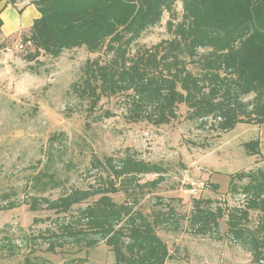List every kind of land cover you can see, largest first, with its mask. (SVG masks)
<instances>
[{"label":"trees","instance_id":"trees-1","mask_svg":"<svg viewBox=\"0 0 264 264\" xmlns=\"http://www.w3.org/2000/svg\"><path fill=\"white\" fill-rule=\"evenodd\" d=\"M15 5L24 0H0ZM181 2L183 14L176 15ZM40 16L34 19L24 43L34 52L29 61L47 54L85 47L90 53L107 52V60H88L73 92L96 108L104 97L121 96L129 122L155 126L178 119L179 107L200 129L225 133L238 123L264 124V0H28ZM165 12L170 39L139 47L133 44L148 29L159 25ZM0 19V25H1ZM1 33V29H0ZM253 94V97L246 99ZM112 116V115H109ZM261 142L244 143L251 156L261 155ZM94 168L102 184L75 188L52 199L30 195L32 211L42 208L66 213L60 231L44 238L50 250L71 239L88 247L104 241L116 264H166L175 258L161 231L181 229L174 209H138L136 202L118 203L112 197L136 185L155 187L160 178L141 183L148 174L162 175L167 168L127 150L119 158L98 159ZM39 176L34 178V183ZM246 181L244 184L241 182ZM239 182V183H238ZM230 190L244 196L243 207L225 208L213 199H192L184 219L198 236L218 232L227 216L229 235L252 254V264H264V167L231 175ZM43 189L42 191H45ZM96 198V199H95ZM12 194H0V211L22 205ZM78 206L77 213L72 214ZM251 211L261 213L256 228L249 227ZM26 264H46L26 259ZM73 264H78L77 262Z\"/></svg>","mask_w":264,"mask_h":264},{"label":"rangeland","instance_id":"rangeland-1","mask_svg":"<svg viewBox=\"0 0 264 264\" xmlns=\"http://www.w3.org/2000/svg\"><path fill=\"white\" fill-rule=\"evenodd\" d=\"M175 11L181 18L180 1ZM170 18L165 12L162 22L133 44L131 55L139 47L172 38ZM28 33L0 34V194L7 192L24 202L0 211V264H26L28 258L46 264H116L104 241L88 247L68 239L50 250L44 237L50 230L59 232L68 214L46 208L32 211L25 201L30 195L56 199L75 188L98 186L102 180L94 168L97 160L119 158L127 150L167 168L165 174L142 177L141 183L160 178L155 187L134 185L129 194L112 195L118 203L138 200L136 207L145 212L174 209L181 229L161 231L176 255L167 264H252V254L229 235L227 216L210 236L190 233L184 217L192 210L193 198L213 199L214 206L225 208L244 206V196L230 190L231 175L264 167V124L238 123L220 134L188 120L185 105L170 124L133 123L125 117L121 96L104 97L92 108L88 99L73 92L72 84L81 81L88 60H107V52L90 53L82 47L65 50L59 57L42 53L29 61L27 55L34 48H17ZM254 139L261 142V155L251 156L244 148ZM36 176L39 181L34 183ZM77 210L75 206L71 215ZM262 216L251 211L249 227L256 228Z\"/></svg>","mask_w":264,"mask_h":264},{"label":"crops","instance_id":"crops-1","mask_svg":"<svg viewBox=\"0 0 264 264\" xmlns=\"http://www.w3.org/2000/svg\"><path fill=\"white\" fill-rule=\"evenodd\" d=\"M40 16L34 4L28 0L21 1L15 5L2 2L0 4V19L2 36L19 35L29 32L34 19ZM167 264V263H166Z\"/></svg>","mask_w":264,"mask_h":264},{"label":"built area","instance_id":"built-area-1","mask_svg":"<svg viewBox=\"0 0 264 264\" xmlns=\"http://www.w3.org/2000/svg\"><path fill=\"white\" fill-rule=\"evenodd\" d=\"M30 45H31L30 42L24 43L23 40H22V41H19V42L17 43V48H18L19 50L23 51V49L29 47Z\"/></svg>","mask_w":264,"mask_h":264}]
</instances>
